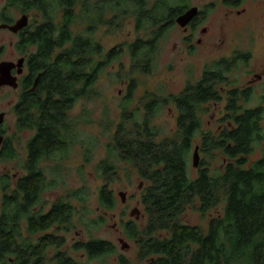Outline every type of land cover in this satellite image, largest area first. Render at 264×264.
<instances>
[{"label":"trees","instance_id":"obj_1","mask_svg":"<svg viewBox=\"0 0 264 264\" xmlns=\"http://www.w3.org/2000/svg\"><path fill=\"white\" fill-rule=\"evenodd\" d=\"M9 1L23 12L40 13L42 22L35 19L19 43L29 52L30 69L38 80L35 92L23 95L15 105L17 126L33 129L34 135L27 143L25 173L15 184L6 175L0 177V264H79L60 248L65 238L48 230L69 228L76 212L70 199L86 201V189L70 191L67 199L59 198L47 211L37 204L51 185L42 161L57 160L68 152L78 123L70 111L80 99L97 93L99 76L123 49L105 51L93 35L98 26L129 13L136 27L149 36L127 45L130 72H148L159 39L186 4L175 0ZM109 12L113 19L106 17ZM78 23H84L82 31H75ZM248 57L250 53L243 52L216 60L196 83L169 96L179 111L173 136L158 140L159 131L151 125L160 103L167 102L154 93L145 102L141 120L128 123L136 116L134 111L125 113L117 124L108 144L109 156L130 164L147 182L141 199L147 220L141 227L134 220L126 224L127 235L137 242L139 257L147 264H264V107H247L252 89L233 87L226 91L225 122L219 130L203 131L199 116L206 103L221 99L218 85L229 83L227 74ZM199 134L200 150L209 160L199 161L194 176L189 164ZM98 169L106 182L98 191L99 204L111 210L116 200L108 182L117 166L106 158ZM221 205L223 212L209 218L207 230L183 219L189 207L206 215ZM102 218L91 219L90 225H100ZM74 247L91 259L115 250L114 244L100 238ZM119 263L131 264L123 256Z\"/></svg>","mask_w":264,"mask_h":264},{"label":"rangeland","instance_id":"obj_2","mask_svg":"<svg viewBox=\"0 0 264 264\" xmlns=\"http://www.w3.org/2000/svg\"><path fill=\"white\" fill-rule=\"evenodd\" d=\"M175 2L186 4L183 11L191 6L199 7L201 12L196 18L197 26L185 30L183 26L174 22L159 39L148 72H130L131 54L127 45L138 37L147 39L149 36L144 30L136 27L135 20L129 13L114 18L110 25L98 26L93 36L103 45L105 51L123 49L99 76L95 84L97 93L90 98L80 99L70 111L71 119L78 123L69 139L71 142L68 152L61 158L59 156L57 160H43L41 163L51 185L43 191L37 204L38 208L47 211L53 202L61 197L67 199L70 191L79 188H85L88 193L84 202L70 199L76 207V212L69 228L54 226L48 230L49 233L65 238L60 248L66 250L79 264H120V256L128 258L131 264H147L146 259L139 257L137 242L126 233V224L130 220H134L140 227L147 220L141 202L147 182L130 164L117 156L110 157L108 152V144L112 142L117 124L125 113L136 111L137 117L128 120L131 124L136 118L141 120L143 117L145 102L151 98V93L167 99V102L160 103L156 109L151 125L159 131L158 140L173 136L177 130L176 118L179 111L169 96L182 91L188 83H196L205 68L211 66L214 61L231 57L235 53L242 55L243 52L250 53V57L246 61L239 60L227 74L230 78L229 83L218 85L222 92L221 99L206 103L204 105L206 110L199 112L202 130L215 132L224 125L226 91L230 88H251L253 93L246 103L247 107L258 104L264 107V0H175ZM30 13L31 23L35 22V19L42 22L40 13L36 11ZM11 15L20 17L17 9H11ZM106 17L113 19L111 18L113 13L109 12ZM84 26V23H78L74 29L82 31ZM8 34L3 32L2 36L16 40V37ZM14 50L15 46L7 44L0 59L9 57ZM18 96V91L13 88H0V111L6 113L4 128L7 136V142L0 152V177L8 176L13 184L25 173L27 143L34 135L33 129H20L17 126L15 104ZM125 109L128 111L124 112ZM200 143L199 134L193 141L189 164L194 176L198 167L193 165V154L195 147ZM259 155L260 152L256 151L254 157ZM106 158H110L117 166V172L108 182V188L112 190L116 200V205L111 210L101 208L98 200L99 188L106 183L98 164ZM203 159L209 160V156L202 153L199 147V161ZM122 191L126 193L125 201L120 195ZM136 207L141 211L139 218L131 215V211ZM222 209L223 205L202 215L196 208L189 207L183 219L207 230L209 218L223 212ZM99 215L103 216L101 219L103 222L98 226H91L90 220L98 218ZM25 229L23 227V230ZM90 238L111 242L115 245L114 252L91 259L83 250L75 249V243ZM121 239L128 246L124 247ZM55 251L56 248L52 249L50 254ZM10 264H13L12 261Z\"/></svg>","mask_w":264,"mask_h":264},{"label":"flooded vegetation","instance_id":"obj_3","mask_svg":"<svg viewBox=\"0 0 264 264\" xmlns=\"http://www.w3.org/2000/svg\"><path fill=\"white\" fill-rule=\"evenodd\" d=\"M11 9L15 10L17 8L11 6L9 0H2V2H0V56L3 55L4 53L3 50L5 51L7 44L15 46V50H14L15 52L12 55L10 54L9 57L0 59V65L4 63L8 64L9 66L8 75H9L10 81H12V82H4L3 84L0 85V88H13L17 90L19 93V96H18V101H19L23 95L27 93L35 92L36 87H37L38 77L33 72H31L30 65H29V52H27V49L19 48V43H20L22 34H24L28 26L32 24L30 21L31 13L30 11L23 12L17 9L18 12L20 13V17L17 18L14 15H11ZM200 12L201 10L199 9L198 13ZM23 16H27V24L22 26L16 31L13 30L11 26L15 25L18 22V20L22 18ZM197 16H195L184 27L185 30H188V29H191L192 27L197 26L196 25ZM175 22H176V19H175ZM3 32H7L11 34L13 37H16V40L15 41L11 40L9 36H7V38L3 37L2 36ZM192 36H193V33L190 35V39H192ZM200 41L201 39H199V42ZM14 83H16V86L13 85ZM15 111H16V108H15ZM0 113H3V121L0 124V134L3 137L2 142L0 144V148H1L0 152H1L3 149V146L7 142V136H6V130L4 128V121H5L6 113L4 111H0Z\"/></svg>","mask_w":264,"mask_h":264},{"label":"water","instance_id":"obj_4","mask_svg":"<svg viewBox=\"0 0 264 264\" xmlns=\"http://www.w3.org/2000/svg\"><path fill=\"white\" fill-rule=\"evenodd\" d=\"M198 12H199L198 6H192L188 8L185 12L179 14L176 17V22L180 26L185 27L195 16H197ZM26 24H27V16H23L22 18L18 20V22L15 25L11 26V28L16 31ZM8 70H9V66L7 63L0 65V85L3 84L4 82H12L10 81ZM13 85L16 86V83H14ZM2 121H3V113H0V124L2 123ZM2 138L3 137L0 134V144L2 142ZM198 164H199V146L197 145L195 147V151L193 154V165L195 167H198ZM120 195L122 197V200L125 201L126 193L122 191L120 192ZM140 212H141L140 209L136 207L131 211V215L132 216L135 215L136 218H139ZM121 241L124 243L123 245L124 247L128 246V244L125 243L123 239H121Z\"/></svg>","mask_w":264,"mask_h":264}]
</instances>
